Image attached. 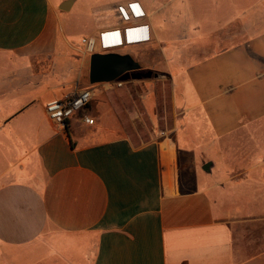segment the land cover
Wrapping results in <instances>:
<instances>
[{
    "label": "crops",
    "instance_id": "1",
    "mask_svg": "<svg viewBox=\"0 0 264 264\" xmlns=\"http://www.w3.org/2000/svg\"><path fill=\"white\" fill-rule=\"evenodd\" d=\"M132 2L152 41L122 54L170 80L179 116L160 128L150 90L141 145L63 16L80 4L93 36ZM93 87L65 128L48 118ZM0 264H264V0H0Z\"/></svg>",
    "mask_w": 264,
    "mask_h": 264
},
{
    "label": "rangeland",
    "instance_id": "2",
    "mask_svg": "<svg viewBox=\"0 0 264 264\" xmlns=\"http://www.w3.org/2000/svg\"><path fill=\"white\" fill-rule=\"evenodd\" d=\"M80 4L76 5L75 8L69 12L63 14L66 18L65 31L68 38L74 44L81 45L83 38L90 35L89 25L86 22V16L83 11L79 10ZM115 20L109 18V23H114ZM165 39L163 38L158 47L165 45ZM141 48V47H140ZM140 48H125L121 52L131 51V54L135 59L140 60L143 50ZM149 56V55H148ZM144 55L143 57H148ZM91 57V56H90ZM153 78L149 80H133L128 79L121 88H117L116 91L122 92L127 91L131 99L128 103H123L117 98V93L114 91L113 105L119 120L123 123L125 131L122 134L127 133L136 145L149 140L150 135L154 133L155 119L159 121L160 128L171 129L175 126V121L179 118L175 110L173 109L172 103V85L170 80L162 74L153 71ZM148 88V94L146 98L147 105L144 104L143 95ZM155 91L158 96L157 110L153 118L147 113V109H153L156 107V97L151 91ZM100 101L95 100L89 106V109L97 105ZM147 106V109H146ZM84 113H81L82 115ZM127 131V132H126Z\"/></svg>",
    "mask_w": 264,
    "mask_h": 264
},
{
    "label": "built area",
    "instance_id": "3",
    "mask_svg": "<svg viewBox=\"0 0 264 264\" xmlns=\"http://www.w3.org/2000/svg\"><path fill=\"white\" fill-rule=\"evenodd\" d=\"M115 22L100 30L96 35L83 38L81 43L87 55L94 54H122L125 48H132L148 44L152 41L146 15L138 3L117 5ZM111 87L121 88L125 81L105 83ZM96 89L82 90L62 100H53L46 105L48 118L58 126L66 127L69 120L83 113L93 101ZM87 125H93L94 120L88 115L83 116Z\"/></svg>",
    "mask_w": 264,
    "mask_h": 264
},
{
    "label": "water",
    "instance_id": "4",
    "mask_svg": "<svg viewBox=\"0 0 264 264\" xmlns=\"http://www.w3.org/2000/svg\"><path fill=\"white\" fill-rule=\"evenodd\" d=\"M70 2L64 6H68ZM63 9H66L63 7ZM154 76L152 71L142 70L141 66L129 54H94L90 58L89 80L91 85L111 83L115 81L149 80ZM208 163L203 170L209 172Z\"/></svg>",
    "mask_w": 264,
    "mask_h": 264
}]
</instances>
